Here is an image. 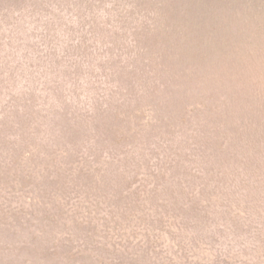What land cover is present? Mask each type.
Returning a JSON list of instances; mask_svg holds the SVG:
<instances>
[{
    "label": "rangeland",
    "instance_id": "obj_1",
    "mask_svg": "<svg viewBox=\"0 0 264 264\" xmlns=\"http://www.w3.org/2000/svg\"><path fill=\"white\" fill-rule=\"evenodd\" d=\"M139 1L127 14L124 0L103 10L91 3V19L70 16L67 33L45 38L42 44L49 50L40 55L22 53L16 48L22 45L14 42L17 55L6 59L3 56L12 53L0 47V104H7L10 95L27 93L42 101L51 87L82 93V103L87 98L101 103L110 91L123 95L122 102L109 99V118L98 115L96 120L103 130L115 127L128 133L126 139L112 148L109 160L103 154L100 161L81 160L88 168L83 171L100 187L96 191L110 182L120 192L128 189L141 196L144 191V210L160 202L176 214L160 217L163 228L155 239L135 231L129 258L112 261L117 256L110 248L100 251L99 258L89 253L92 258L84 264H264V231L250 235L264 227L255 226L253 216L244 219L236 209L245 202L233 195L234 185L210 177L219 139L243 159L264 157V0ZM155 12L159 16L148 20ZM5 36L9 35L0 33ZM46 51L52 55L46 57ZM127 91L130 97L122 93ZM114 113L118 119H113ZM104 133L93 151L96 155L110 145L112 134ZM55 154L35 167V182L53 174L52 181L57 186L64 181L70 193L67 172L54 168L69 171L67 163L74 155ZM259 161L263 167L264 158ZM82 164L72 165V170ZM110 170L116 175L109 176ZM164 171L166 181L152 191L151 184L165 176ZM256 185L250 196L257 200L252 201L254 210L263 217L259 197L264 180ZM6 189H0V199L10 201L14 195ZM183 203L185 211H179ZM78 214L77 219L84 218L86 212ZM257 236L261 243L254 242Z\"/></svg>",
    "mask_w": 264,
    "mask_h": 264
},
{
    "label": "trees",
    "instance_id": "obj_2",
    "mask_svg": "<svg viewBox=\"0 0 264 264\" xmlns=\"http://www.w3.org/2000/svg\"><path fill=\"white\" fill-rule=\"evenodd\" d=\"M116 1L0 0V33L14 36V39L8 38L9 36L0 37V47H5L12 53L3 58L9 59L17 55L13 48L14 42L22 45L16 46L22 53L29 50L33 55L42 54L49 50L44 49L42 41L52 36V33L64 36L68 31L70 16L75 19L77 17L78 20H90L91 3L95 9L103 10L116 6ZM137 1L124 0L126 14L133 6L137 8L140 3ZM6 12L11 17L10 23L6 22ZM156 12L147 17L148 20L159 16ZM24 40L28 45L24 44ZM44 53L46 57L52 55L51 51ZM66 90L58 91L51 87V90H45L46 97L42 101L30 93L20 97L10 95L6 99V102L10 100L7 104L5 101L2 102L5 105L0 104V189L7 188L6 193L14 195L10 197V201L0 199V264H84L86 258H92L89 253L99 258L100 251L108 252L110 248L113 249L111 253L119 258L115 257L112 261L118 263L124 257L129 258L131 240H137L135 231L146 233L151 238L154 235L155 239L158 229L163 228L160 217L176 214L160 202L147 205L152 207L144 210L143 201L147 200L144 191L140 192L141 196L128 189L120 192L115 186L111 187L112 182L107 183L108 189L102 186L100 190H95L100 187L88 177V171H83L87 166L80 161L90 159L92 163L96 158L100 161L102 154L109 160L112 148L126 139L128 133L115 127L103 130L96 120L98 115L103 118L107 114L106 117L109 118V106L116 101L122 102L123 95L110 91L104 93L101 103L90 98L82 103L79 101L82 93L75 94L76 91ZM122 93L127 97L131 96L129 91ZM109 99L114 101L108 103ZM69 103L72 105L68 106ZM113 117L118 119L115 113ZM125 128L128 132L133 130L131 127ZM104 132L112 134H109L110 145L106 151L98 149L97 152L101 155H96L93 151L99 148L100 139L105 138ZM216 144L215 153L211 156L210 177L216 178V182L223 179L224 183L228 180V187L234 185L237 190L233 195H238L242 203L245 202L237 205L236 209L244 213V219L253 216L254 225L263 228L264 216L254 210L252 201L257 200L250 196V190L257 186L259 179L264 180V165L259 167V160L264 157L257 154L256 157L260 159H243L236 154V150L231 149L230 152L222 140L219 139ZM58 151L65 152L67 156L74 155L75 158L67 163L69 171L68 168H54L55 171L62 170L63 174L67 172L66 175L72 182L70 185L73 191L70 193L65 188L64 181L60 186L52 181L53 174L46 173L42 180L35 182V167L44 164L45 159L56 157L55 152ZM50 160L55 161L54 158ZM74 164L82 166L76 165L75 171L72 170ZM228 170L233 173H228ZM167 172L164 171L165 176H159L158 181L151 184L152 191L161 189V180L166 181ZM112 173L116 175L113 171L108 172V175L111 176ZM172 177L173 175H169L168 179ZM113 178L117 180L115 176ZM101 190L102 193H99ZM26 196L29 197L24 201ZM259 202L264 206V193L259 197ZM186 203L178 210H184ZM81 209L86 215L77 219L78 212H83ZM233 209L235 210L234 207L229 208L231 212ZM263 210L261 207V213ZM188 224L190 228V222ZM129 230L131 233L125 235ZM263 231L253 229L250 235L255 236ZM114 239L116 243H113ZM254 242L261 243L260 237L257 236Z\"/></svg>",
    "mask_w": 264,
    "mask_h": 264
}]
</instances>
